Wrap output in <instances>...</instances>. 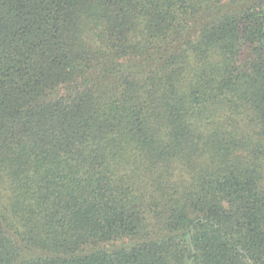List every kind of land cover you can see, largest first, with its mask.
Returning a JSON list of instances; mask_svg holds the SVG:
<instances>
[{
    "label": "trees",
    "instance_id": "trees-1",
    "mask_svg": "<svg viewBox=\"0 0 264 264\" xmlns=\"http://www.w3.org/2000/svg\"><path fill=\"white\" fill-rule=\"evenodd\" d=\"M0 264H264V0H0Z\"/></svg>",
    "mask_w": 264,
    "mask_h": 264
}]
</instances>
